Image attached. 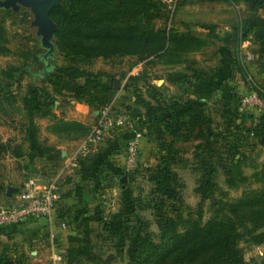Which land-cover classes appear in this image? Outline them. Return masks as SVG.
<instances>
[{
  "label": "rangeland",
  "instance_id": "1",
  "mask_svg": "<svg viewBox=\"0 0 264 264\" xmlns=\"http://www.w3.org/2000/svg\"><path fill=\"white\" fill-rule=\"evenodd\" d=\"M161 1L169 18L156 26L199 36L205 42L202 47L187 52L177 66L158 58L140 60L127 55L75 63L100 74L71 82L59 72L68 61L58 52L54 36L47 38L48 45L43 43L36 6L22 2L0 5V146L7 143L6 150L0 148V203L12 183L2 171L12 155L9 152L16 145L27 154L34 147L38 150L37 146L60 145L62 137L49 134L55 118L78 120L82 116L91 131L99 111L107 106L113 113L126 114L142 134L133 170L123 172L125 142L121 143L114 179L106 189L99 180L93 185L96 196L87 199H95L94 203L86 202L78 214L71 215L73 220L78 215L79 223L68 217L72 227L67 229L72 233L60 239V221L55 222L54 235L39 229L37 221L21 223L15 228L23 231L20 234L9 228L0 230V264H54L57 255L62 259L56 264H131L130 240L121 242L106 229L110 216L119 210L135 211L158 240L161 225L176 215V208L182 227L188 218L204 223L219 201H234L254 192L264 195V0ZM173 73L185 77L176 83L169 77ZM249 93L262 100L260 111L240 109L242 97ZM167 101L184 104L200 115L204 137L169 143L161 126L164 114H148ZM45 110L51 115L43 116ZM228 150L234 151L233 159L227 158ZM74 157H80L77 150ZM164 167L175 183L166 182L167 190L159 192L151 176ZM202 175L214 183L204 200L195 192ZM235 220L242 233L238 246L245 264H264V217L255 208ZM134 223L131 216L130 225ZM62 240L67 242L62 244Z\"/></svg>",
  "mask_w": 264,
  "mask_h": 264
},
{
  "label": "trees",
  "instance_id": "2",
  "mask_svg": "<svg viewBox=\"0 0 264 264\" xmlns=\"http://www.w3.org/2000/svg\"><path fill=\"white\" fill-rule=\"evenodd\" d=\"M49 16L54 24L53 36L57 50L68 61L59 72L69 82L79 77L88 80L100 74L82 70L75 63L90 64L98 57L127 55L140 60L158 58L166 65H175L184 61L187 52L196 51L205 43L199 36L184 35L169 26L157 27V22L166 23L169 18V10L161 0H63L52 8ZM2 38L0 30L1 41ZM0 49H3L1 44ZM169 77L172 81L180 82L185 75L173 73ZM180 106L175 101H167L164 107H153L148 114H164L161 126L163 134L170 137L169 143L186 141L196 136L204 137L200 115L195 114L192 108L183 107L184 104ZM42 115L50 116L51 113L45 110ZM247 116L253 115L247 113ZM259 124L256 123V126ZM89 128L78 120L55 118L49 125V132L75 140L88 135ZM131 136L132 133L127 137L125 147ZM5 145L7 143L0 148L6 150ZM9 153L14 157L23 154L18 145ZM225 154L228 159L234 158L232 150ZM89 155L79 157L77 165ZM203 165L207 168L206 164ZM170 174L169 168L164 167L151 176L159 192L167 190L166 182L175 183L174 177H169ZM213 185L202 175L195 192L204 200ZM59 191L57 208L62 200L60 188ZM132 206L130 203V208ZM255 208L264 217V195L261 193L245 194L234 201H219L204 223H199L198 218H188V223L182 224V227L179 226L181 213H177L179 209L176 208V215L167 217L161 225L164 227L158 234V240L153 239L151 232L146 230L148 224L135 211L127 214L122 209L112 214L106 229L112 235H117L121 242L124 238L130 240L134 250L130 256L131 264H245L238 246L242 233L235 219ZM131 216L135 221L133 225H130ZM258 241H262V236Z\"/></svg>",
  "mask_w": 264,
  "mask_h": 264
},
{
  "label": "crops",
  "instance_id": "3",
  "mask_svg": "<svg viewBox=\"0 0 264 264\" xmlns=\"http://www.w3.org/2000/svg\"><path fill=\"white\" fill-rule=\"evenodd\" d=\"M177 65H180V63L169 66ZM176 83L180 82L176 81ZM78 121L91 126L83 120L82 116L79 117ZM110 132L111 133L105 134V139L99 147L97 146L96 150L92 152L90 157L88 156L89 158L87 157L82 160L77 166H73L72 158L75 151L80 146V140L83 137L76 140L61 138L62 140H59L62 142L60 145L47 144L46 146H37L38 150L34 147V149L28 154L26 151H22V156L17 158H14L13 155H11L10 158H7L5 167L2 166V171L5 172L6 176H10L9 181H12V183L6 187L5 198L1 201V203H3L2 205H10L12 203L20 202L18 198L19 187L23 180L28 176L32 177L40 186H43L52 180L57 181L62 193V200L60 207L56 208L54 217L56 218V221L65 223L64 226L61 227L60 225L58 227V230L61 232L59 238L64 239L69 232L72 233L70 229L69 231L67 229L72 227L68 225L69 219L73 223H79L78 215L74 220L71 219V215L74 217V214H78V211L86 204V202L88 204L94 203L95 199L88 200L87 197L91 194L93 197L94 195L96 196L97 190L94 188V184L97 183V180H99V182L101 181L102 187L106 189L108 187H106V185L110 184L112 179H114L113 176L119 167L116 165L119 160L117 159L119 157V154L117 153L119 151L117 148L121 143L126 142L127 137L131 133H120L123 131H115V133L114 131ZM49 134L57 139L55 134ZM73 144L76 147L71 149L70 146ZM10 161L11 163H9ZM8 191H10L9 194ZM1 203L0 206H2ZM35 221L36 220L32 219L21 223L35 224ZM56 221H54L52 226L42 220L37 221L38 228L46 229L50 234L54 235V232H56ZM21 223L0 226V230L9 228V230L14 232L13 234H20L23 233V231H16L15 228H19ZM33 233L35 234L37 231H33ZM0 234H2L1 231ZM50 237L52 238V236ZM65 242L67 241H63L62 244H65Z\"/></svg>",
  "mask_w": 264,
  "mask_h": 264
},
{
  "label": "built area",
  "instance_id": "4",
  "mask_svg": "<svg viewBox=\"0 0 264 264\" xmlns=\"http://www.w3.org/2000/svg\"><path fill=\"white\" fill-rule=\"evenodd\" d=\"M263 107L262 100L255 94L249 93L242 97L240 109L249 108L260 111ZM113 129L129 130L132 136L126 143L125 155L122 161V168L125 171L133 170L140 151L142 134L133 127L132 121L126 114L113 113L109 107H103L90 133L81 141L77 149V155L85 157L94 152L108 131ZM79 158H73V166L77 165ZM19 203H12L7 206H0V226H7L21 223L28 220L40 221L45 219L51 225L56 221L55 212L60 200V191L57 181L52 180L40 186L30 176L21 183L18 191ZM62 226L65 223H61ZM57 255L53 260L54 264L61 260Z\"/></svg>",
  "mask_w": 264,
  "mask_h": 264
},
{
  "label": "water",
  "instance_id": "5",
  "mask_svg": "<svg viewBox=\"0 0 264 264\" xmlns=\"http://www.w3.org/2000/svg\"><path fill=\"white\" fill-rule=\"evenodd\" d=\"M61 1L63 0H0V5L1 4L14 5L15 3L22 2L36 6L37 9L36 16L38 22L43 24V28H42V31L44 32L43 43L48 45L47 38L53 35V31H54V24L50 19L49 13L52 10V8L60 4ZM9 193L10 191H8V194ZM42 221L46 222L45 219H42Z\"/></svg>",
  "mask_w": 264,
  "mask_h": 264
}]
</instances>
